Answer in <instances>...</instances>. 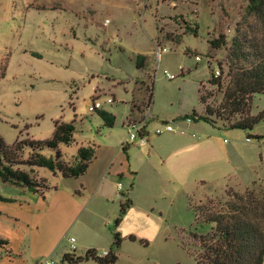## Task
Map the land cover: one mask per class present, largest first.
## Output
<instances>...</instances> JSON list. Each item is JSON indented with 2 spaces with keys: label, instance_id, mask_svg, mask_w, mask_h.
Returning a JSON list of instances; mask_svg holds the SVG:
<instances>
[{
  "label": "rangeland",
  "instance_id": "374dc122",
  "mask_svg": "<svg viewBox=\"0 0 264 264\" xmlns=\"http://www.w3.org/2000/svg\"><path fill=\"white\" fill-rule=\"evenodd\" d=\"M198 1V8L191 10L194 19L190 25H198L195 36L185 35V27L179 25L180 19L185 21L183 15L170 21L156 19L154 12L145 11L142 0H0V135L6 145L12 146L17 139H51L56 121H75L76 143L62 146L66 161H72L82 145L97 150L99 145L107 144L111 135L113 140H125L128 132L121 122L126 113V104L121 101L124 93L112 82H126L129 75L139 76L135 66L138 54L151 58L145 81L154 82L153 114L159 110L175 113L189 106L198 107L199 84L207 85L211 69L217 71L221 65L226 70L228 49L238 30L252 36L263 34L257 21L246 17L243 0ZM221 35L226 37L227 47L215 50L209 42ZM156 43L171 50L160 61ZM194 56L201 61L197 62ZM158 67L160 72L156 76ZM164 71L177 78L167 79ZM97 87L106 91L98 98L101 102L116 99V103L103 108L117 115L112 129L104 127L97 113L89 110ZM207 90L211 91L209 87ZM263 110L264 96L255 95L251 116ZM219 130L209 137L213 150L203 158L209 164L200 167V158L190 159L185 177L172 181L178 196L168 220L161 221L153 213L134 209L137 213L133 221H126V240L121 236L120 250L114 249L117 264H197L190 236L195 229L190 199L199 203L204 184L214 193L212 197L219 199H226L228 192L243 194L253 185L264 186V121L252 130ZM248 136L252 137L251 143L246 142ZM44 155L50 158L55 152L45 150ZM180 170L184 171L185 166ZM40 175L50 187L59 186L63 180L48 170H41ZM3 186L0 181V194L11 189ZM182 187L190 193L186 203L185 197L181 198ZM15 188L20 190L12 189ZM90 210L82 209L74 225L60 233L61 250L67 251V240L78 239L77 228L94 217ZM102 223L105 226L107 219ZM118 226L116 222L110 226L114 234L120 233ZM136 233V238L129 236ZM69 253H74L71 248ZM47 260L56 264L63 261L56 257L38 258L32 264Z\"/></svg>",
  "mask_w": 264,
  "mask_h": 264
},
{
  "label": "crops",
  "instance_id": "0c3cea01",
  "mask_svg": "<svg viewBox=\"0 0 264 264\" xmlns=\"http://www.w3.org/2000/svg\"><path fill=\"white\" fill-rule=\"evenodd\" d=\"M142 1L145 2V11L154 12V18L163 17V20L170 21L183 15L188 24L193 23L194 19L191 10L194 9L193 7L198 8L200 3L198 0ZM225 2L230 3V0ZM138 55L147 57L146 68L142 70L137 68V57L135 59L139 76L129 75L126 82H112L113 87L117 85L123 89L124 97L121 101L126 104V113L121 122L124 129H126L127 118L131 117L133 102L138 103L145 99L143 85L146 83L148 75L146 70H149L151 58L143 54ZM184 74L185 72L182 75ZM201 85L209 87L208 83L207 85L200 83L199 89ZM103 90L96 88L95 99L105 95L106 91ZM113 100L116 103V99ZM172 106L173 103H171ZM194 110L201 113L203 108L195 105L177 110L175 113L159 110L153 114L152 106L151 114L154 120L148 123L150 133L148 145L123 146L127 137L119 141L113 140L111 135L106 145L97 147L95 158L82 178L61 180L59 186H49L43 197L27 190L12 189L14 186L8 184L4 185L11 189L6 188L5 194L0 195L12 202L0 201V239L9 244L6 250L0 249V264H32L38 258L63 259L64 256L71 254L69 253V249L72 248L70 240H67L69 248L67 251L60 249L63 244L60 233L68 226L74 225V220L82 209L86 211L91 209L96 219L94 217L90 220L86 219V222L84 221L85 223L83 222L77 228L78 239H75L76 251L74 252L77 257H83L90 250L111 251L114 233L110 226L119 218L120 207L126 200L131 201L132 205L118 226V231L124 240H126V221H129L128 223L133 221L137 213L134 211L136 208L137 211L145 210L153 213V217L161 221L168 220V216L173 213V201L178 196L172 181L185 177L190 159L200 158L202 162L200 167L209 164L207 159H203L213 150L209 137L217 135L220 128L204 122H194L191 125L181 124L187 129L185 135L155 136L153 131L162 120H180ZM113 115L116 114L113 113ZM142 115L143 113L139 114L135 120H140ZM193 133L197 137H192ZM226 141L225 139L224 142ZM246 142L251 143L248 138ZM184 166L185 170L181 171L180 169ZM119 184L123 185L122 191L118 190ZM203 186L205 188L199 202L214 195L205 184ZM181 191V198L185 197L186 203L190 199V193L183 187ZM105 219L109 226L107 224L104 226L102 223ZM136 234L129 236L136 238L139 236L138 233ZM82 264L97 263L89 261Z\"/></svg>",
  "mask_w": 264,
  "mask_h": 264
},
{
  "label": "trees",
  "instance_id": "16d2710c",
  "mask_svg": "<svg viewBox=\"0 0 264 264\" xmlns=\"http://www.w3.org/2000/svg\"><path fill=\"white\" fill-rule=\"evenodd\" d=\"M243 1L246 3V17L257 21L261 26L262 36H252L238 30L228 49L226 70L219 65V75H216L217 71L211 69L212 74L208 80L210 92L205 86H200L199 103L203 111L198 113L194 110L181 119L191 117L195 123L204 122L220 129L240 130H252L264 121V110L255 117L251 116L254 96H264V0ZM180 21L182 22H178L179 25L185 27V35L197 36V24L192 27L186 21ZM209 44L213 49L219 50L227 47V40L221 35L218 40ZM136 62L139 70L145 69L147 57L138 55ZM143 86V93L147 96L145 99L148 100L147 103L144 102L145 99L138 103L133 102L130 115L134 120L144 113L149 104L152 106L154 82L152 80L150 84L144 83ZM219 98L221 100L218 102ZM96 113L104 127L114 128L116 117L113 114L105 110ZM75 132V121H56L52 138L45 141L17 139L12 146H8L0 135V181L4 185L8 184L43 197L49 185L41 177V170H48L54 176L59 174L63 180L82 178L96 152L93 146H81L73 160L66 161L62 146L71 147L76 143ZM247 138L252 140L251 136ZM45 150H53L55 156L46 157ZM254 186L243 194L228 192L226 199L210 197L199 203L190 199L189 206L195 219V229L190 236L197 264H264V186ZM0 201L12 202L1 195ZM131 205L129 200L121 205L116 227ZM206 226L210 227L209 230L202 231ZM122 241L120 233L116 232L109 256L102 258L96 250L88 251L83 257L72 253L64 256L62 264L89 261L97 264H117L118 254L114 249L120 250ZM8 245L7 241L0 239V249L6 250Z\"/></svg>",
  "mask_w": 264,
  "mask_h": 264
},
{
  "label": "built area",
  "instance_id": "2783aa9c",
  "mask_svg": "<svg viewBox=\"0 0 264 264\" xmlns=\"http://www.w3.org/2000/svg\"><path fill=\"white\" fill-rule=\"evenodd\" d=\"M108 23V21H106ZM156 47V54L157 59L160 61L163 57V55L169 53L171 50L167 47L160 46L158 43L155 44ZM185 53V50H184ZM186 54V53H185ZM195 60L197 62L201 61V58L198 56H194ZM182 68H180V74L182 75L184 72ZM160 69L157 68L156 76L159 74ZM216 75H219L218 71L216 72ZM164 76L169 80H175L177 76L169 73L168 71H164ZM208 89V88H207ZM114 103V100L109 98L105 102H101L98 98H96L93 101V105L90 107V112L95 113L96 111L103 110L104 105H112ZM151 105L149 104L146 109L144 110V113L140 120H134L132 117H128L125 123V128L128 132V137L126 141L123 143V146H130V145H136L139 147H143L149 144L150 142V133L148 131V123L150 121H153V116L151 114ZM194 123V120L191 117H187L185 119L180 120H162L160 124L154 129L153 135L155 136H162L164 134H181L185 135L187 133V129L182 127L181 124L191 125ZM192 137H197L196 134H192ZM249 140V139H248ZM250 141V140H249ZM118 190H123V185H118ZM76 240L74 238L70 239V243L72 245L73 252L76 251L75 247ZM109 251H103L99 252L98 256L104 258L109 256ZM43 264H56L53 261L47 260Z\"/></svg>",
  "mask_w": 264,
  "mask_h": 264
}]
</instances>
